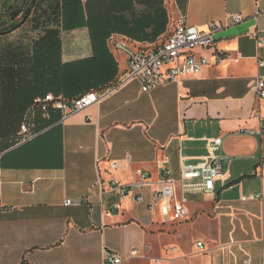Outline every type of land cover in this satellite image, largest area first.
Returning a JSON list of instances; mask_svg holds the SVG:
<instances>
[{"label": "crops", "instance_id": "1", "mask_svg": "<svg viewBox=\"0 0 264 264\" xmlns=\"http://www.w3.org/2000/svg\"><path fill=\"white\" fill-rule=\"evenodd\" d=\"M67 1L61 62L93 58L91 34L106 35L96 49L106 83L86 92L116 88L63 123L54 112L43 133L0 159V264H105L107 250L127 257L132 249L144 257L123 264L264 263V99L254 90L264 78L255 37L264 32V0ZM181 17L205 31L217 27L215 46L204 53L210 65L149 93L136 80L120 84L127 58L108 38L147 49L165 41ZM2 58L0 46V82ZM208 139L222 140L227 175L212 195H187L185 218L163 216V202L148 210L155 184L143 204L111 190V181L130 182L135 170L153 183L161 167L178 178L181 157L199 162ZM115 160L121 169L110 168Z\"/></svg>", "mask_w": 264, "mask_h": 264}, {"label": "built area", "instance_id": "2", "mask_svg": "<svg viewBox=\"0 0 264 264\" xmlns=\"http://www.w3.org/2000/svg\"><path fill=\"white\" fill-rule=\"evenodd\" d=\"M231 18L234 22H240L242 19L241 16H231ZM216 30L217 27L213 24L208 26L207 31L195 26H188L185 18L181 17L165 41L147 49L133 48L126 40H118L114 36H110L108 38L109 45L114 50L125 53L127 58V68L120 84L136 80L140 84V91L149 93L162 84L175 83L180 78L200 73L210 65L209 58L204 53L214 48L213 33ZM255 37L259 41V48L264 49V32L256 34ZM212 55L216 60L221 58L220 53L216 50ZM256 61L259 68L264 67L262 57L257 56ZM115 88L101 92L89 91L74 99H67L62 95L56 96L52 93L33 99L20 124L13 146L7 150H1L0 142V159L10 150L33 140L47 129H38V120L41 122L50 121L51 115L58 112L59 123H63L71 115L97 104ZM254 90L259 100L264 99L263 77H257ZM256 117L260 120L259 114ZM221 147L222 140L208 139L206 141L207 154L199 162L188 163L185 158L181 157L178 178H173L171 170L167 167H161V176L156 183H153L147 171L135 170L130 182L122 184L118 181H111V190L121 200L130 195L133 203L143 204L145 202L144 190L152 189L155 184L156 189L153 199L148 203V210L155 213L158 203L163 202L159 208L163 216L167 217L172 213L174 217L185 218L187 195H212L215 183L223 181L227 175V170L224 167L226 157L218 152ZM124 161L128 163L129 158ZM122 163L121 160L111 161L110 168L119 170L122 168ZM166 163L165 160L164 164ZM258 169L261 172L264 170V158L260 159ZM257 198L263 199V196ZM73 203L69 200L65 204ZM114 208H118V205H115ZM197 247L203 249V244L197 243ZM145 250H149V246H146ZM143 257L138 249L130 250L127 257H121L116 252L107 250L104 263L123 264L128 260ZM154 264L163 263L156 261ZM245 264H251V261L247 260Z\"/></svg>", "mask_w": 264, "mask_h": 264}, {"label": "trees", "instance_id": "3", "mask_svg": "<svg viewBox=\"0 0 264 264\" xmlns=\"http://www.w3.org/2000/svg\"><path fill=\"white\" fill-rule=\"evenodd\" d=\"M49 1L56 2L54 13L57 19H61V27H69L68 6L72 3L67 0ZM59 30L58 24L45 29L44 34L32 44L30 52L11 45L3 47L0 82L1 150L13 146L10 141L19 131L23 116L36 97L52 93L74 99L106 83L108 68L102 56L96 57V49L98 42L104 43L107 36L91 34L93 58L62 63ZM51 122L52 118L47 122L38 120V129L48 127Z\"/></svg>", "mask_w": 264, "mask_h": 264}, {"label": "rangeland", "instance_id": "4", "mask_svg": "<svg viewBox=\"0 0 264 264\" xmlns=\"http://www.w3.org/2000/svg\"><path fill=\"white\" fill-rule=\"evenodd\" d=\"M4 1L5 0H0V5ZM55 3V1L38 0L35 9L31 13V16L28 18L26 23H24L21 27H19L17 30H14L13 32L0 35L1 48L4 49L3 47L11 45L12 47H19V49H22L25 52H30L32 44L44 34L45 29L56 27L57 24L59 27L61 26V19H57L54 13V8L56 6ZM101 91L104 90L102 89L100 90V92ZM17 133L15 134L13 139H11V144H14Z\"/></svg>", "mask_w": 264, "mask_h": 264}, {"label": "flooded vegetation", "instance_id": "5", "mask_svg": "<svg viewBox=\"0 0 264 264\" xmlns=\"http://www.w3.org/2000/svg\"><path fill=\"white\" fill-rule=\"evenodd\" d=\"M37 3L38 0H5L2 2L0 5V33L6 34L9 31L17 30V25L23 20V14L29 10L24 19V23H26Z\"/></svg>", "mask_w": 264, "mask_h": 264}, {"label": "water", "instance_id": "6", "mask_svg": "<svg viewBox=\"0 0 264 264\" xmlns=\"http://www.w3.org/2000/svg\"><path fill=\"white\" fill-rule=\"evenodd\" d=\"M6 2H8V1H6ZM3 9H5V7H3ZM28 11H29V10H27V11L23 14V20L17 25V28L21 27L22 24L24 23V19H25L26 15L28 14ZM14 15H15V14H14ZM10 32H12V31H9V32H7V33H10ZM7 33H6V34H7ZM0 35H3V33H0Z\"/></svg>", "mask_w": 264, "mask_h": 264}]
</instances>
